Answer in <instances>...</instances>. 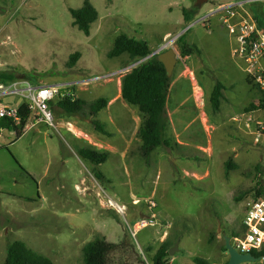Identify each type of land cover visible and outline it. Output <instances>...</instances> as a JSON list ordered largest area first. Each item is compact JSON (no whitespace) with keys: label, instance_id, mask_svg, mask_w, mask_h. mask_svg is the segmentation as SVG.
<instances>
[{"label":"rangeland","instance_id":"374dc122","mask_svg":"<svg viewBox=\"0 0 264 264\" xmlns=\"http://www.w3.org/2000/svg\"><path fill=\"white\" fill-rule=\"evenodd\" d=\"M84 1L0 0V73H26L29 78L17 82L60 89L51 103L56 127H32L30 118L20 138L13 128L0 129V264L16 241L55 264H83V247L95 239L115 246L109 264H152L165 241L178 243L170 264H195L196 257L227 264L224 236L239 234L246 204L264 183V141L255 143L232 121L252 113L261 119L264 90L234 56L221 15H212L233 0H208L187 24L180 4L190 9L198 0H91L100 17L90 36L73 25L70 13ZM121 34L147 42L152 53L175 40L169 49L178 63L164 134L170 145L156 149L149 162L140 155L144 116L122 98V79L135 62L128 55L108 57ZM183 35L194 52L188 59L179 50ZM217 83L224 88L215 111ZM62 95L84 101L83 111H61ZM177 95L186 98L178 111ZM0 99L12 107L25 102L18 95ZM98 99L107 107L93 118L89 107ZM95 120L107 134L96 130ZM84 147L112 152L95 166L79 157ZM142 219L156 224L138 229Z\"/></svg>","mask_w":264,"mask_h":264},{"label":"trees","instance_id":"16d2710c","mask_svg":"<svg viewBox=\"0 0 264 264\" xmlns=\"http://www.w3.org/2000/svg\"><path fill=\"white\" fill-rule=\"evenodd\" d=\"M199 7L195 6L190 9H183V17L186 23H192L198 19ZM257 18H264V7L254 6L252 8ZM73 25L82 31L86 36H90L94 23L99 20V12L91 0H85L79 9H71ZM183 37H180L179 50L182 57L193 55V50L185 44ZM196 48V47H195ZM198 49V48H196ZM152 54L149 45L145 41L131 38L126 34L119 35L114 47L109 51L108 57L115 58L122 55H128L129 58L137 62L145 59ZM77 52L70 56L69 66L73 67L80 58ZM21 78H29L25 73L20 74L17 71H6L0 73V83H12ZM171 77H168L165 66L158 60V55L153 56L142 64L138 65L128 72L122 79V98L129 104L138 107L144 116L143 123L139 129L141 139L140 155L146 162H149L152 153L161 146H169V142L164 138L165 131L168 127L167 120V100L171 88ZM224 86L217 83L212 95L211 103L215 111L220 108L223 99L222 89ZM52 103V102H51ZM107 100L98 99L90 104V116L95 118L99 112L107 107ZM57 107L68 114L77 115L83 111L86 103L82 100L75 99L73 95L61 97ZM21 121L15 123L10 119L3 118L0 120V128H13L17 134L20 127H25L31 117L28 106L24 103L19 107ZM93 124L97 131L107 134L104 126L98 121ZM79 157L95 166L105 164L110 158L111 153L108 151H97L92 148L84 147L78 150ZM230 170V165H227ZM100 182H105L106 176L102 172L95 173ZM258 189L255 197L264 198V183L258 182ZM235 236L231 237L234 238ZM114 245L104 239H95L83 247V264H109V257L114 249ZM173 244L165 241L157 250L152 259V264H170V249ZM227 251V250H226ZM256 256L264 255V247L260 253L254 252ZM195 264H209L206 260L196 257ZM4 264H55L50 259L35 253L29 249L23 242H13L7 251V257ZM228 264V263H227Z\"/></svg>","mask_w":264,"mask_h":264},{"label":"built area","instance_id":"2783aa9c","mask_svg":"<svg viewBox=\"0 0 264 264\" xmlns=\"http://www.w3.org/2000/svg\"><path fill=\"white\" fill-rule=\"evenodd\" d=\"M261 5H264V0H238L219 6L217 11L212 12V15H221L220 20L234 42V56L242 60L246 71L264 90V18H257L252 10L254 6ZM174 43L175 40L165 42L155 52L135 62L132 66L135 68L153 56L165 52ZM59 91L60 89L55 85L35 86L29 82L17 81L8 84L0 83V98L7 95H18L25 100L24 103L31 112L30 118L35 120L31 123L32 127L36 123L56 127L51 102L59 95ZM19 107L0 105V118L19 123L21 121ZM232 121L248 131L255 143L264 141V114L259 120L252 113L237 115ZM155 224L154 219H142L136 223V226L138 229H143ZM131 233L134 237L137 236V230H131ZM231 243L239 253H251L256 258L255 261L241 264H264V255L254 254V252L260 253L264 247V199L251 200L246 204V212L239 228V234L231 239Z\"/></svg>","mask_w":264,"mask_h":264},{"label":"water","instance_id":"95a60500","mask_svg":"<svg viewBox=\"0 0 264 264\" xmlns=\"http://www.w3.org/2000/svg\"><path fill=\"white\" fill-rule=\"evenodd\" d=\"M208 0H198L197 6L202 7L206 4ZM158 60L162 62L165 66L168 77H172L174 69L178 63L177 54L174 49L166 50L158 55ZM225 246L226 250L229 254V262L228 264H241L244 262L255 261V256L251 253L242 254L239 253L236 248L231 243V237L225 235ZM178 251V243L175 244L173 248L170 249V256H173Z\"/></svg>","mask_w":264,"mask_h":264},{"label":"crops","instance_id":"0c3cea01","mask_svg":"<svg viewBox=\"0 0 264 264\" xmlns=\"http://www.w3.org/2000/svg\"><path fill=\"white\" fill-rule=\"evenodd\" d=\"M237 0H233V1H231L229 4H231V3H234V2H236ZM184 7H188V6H185V5H182V4H180V8L181 9H183ZM183 22H184V24H187V23H185V21H184V19H183ZM170 35V32H168L165 36H169ZM150 48V47H149ZM151 49V48H150ZM188 58H191V56H186L185 57V59H188ZM169 95H170V92H169ZM168 95V100H167V108H168V103H169V99H170V96ZM175 101H176V106H177V108H176V111H178V108H180V107H183L184 105H185V102H186V98L184 99H180V96L179 95H177L176 96V98H175ZM110 106H112V105H109L108 107H110ZM177 116H178V114H177ZM181 116V115H180ZM177 119H180V117L178 116V117H176ZM181 123H182V121H181ZM1 129V128H0ZM36 130H38V129H36ZM178 141H179V143L181 144L182 142L180 141V139H178ZM110 152H112V151H110ZM172 264V263H171Z\"/></svg>","mask_w":264,"mask_h":264}]
</instances>
